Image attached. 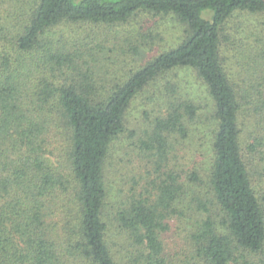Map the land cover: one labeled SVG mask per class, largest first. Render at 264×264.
<instances>
[{
    "label": "trees",
    "instance_id": "obj_1",
    "mask_svg": "<svg viewBox=\"0 0 264 264\" xmlns=\"http://www.w3.org/2000/svg\"><path fill=\"white\" fill-rule=\"evenodd\" d=\"M138 99L140 174L118 199ZM0 264H264V0H0Z\"/></svg>",
    "mask_w": 264,
    "mask_h": 264
},
{
    "label": "rangeland",
    "instance_id": "obj_2",
    "mask_svg": "<svg viewBox=\"0 0 264 264\" xmlns=\"http://www.w3.org/2000/svg\"><path fill=\"white\" fill-rule=\"evenodd\" d=\"M162 29L157 30V33L162 34V38L166 41H170L171 39L175 38L177 35H179L180 30L178 29L177 24H174L172 21H169L168 27L167 23H164ZM128 30H123L122 32L125 34ZM129 34V33H128ZM79 35H83V32H79ZM130 35V34H129ZM132 38H136L132 37ZM118 43V45L115 48H112L113 51H108L110 57L115 62L108 61L107 63L112 68H116L117 70L120 69L121 64L120 62L121 58H123V53L121 46H124L122 43H120V39L118 37L117 40H114ZM137 41L140 40H134L133 44L138 43ZM149 43L152 41L148 40ZM148 41H146L148 43ZM121 46H120V44ZM120 46V47H119ZM168 47V46H166ZM161 51L160 46L157 47V52ZM123 61V60H122ZM172 80L175 81L177 86V91L181 95V87L183 90V93L185 95H188L191 100L195 101L197 105L200 107H203L205 113H211L212 111V103L209 99V96L206 92V89L203 85H201L200 81L192 74L187 73H181L178 72L177 75H173L171 77ZM155 91V90H154ZM157 91V90H156ZM155 91V92H156ZM158 92V91H157ZM146 101L138 99L131 107L128 113V123H127V132L126 134L120 139L117 146L115 147V153L113 157L110 159V169L108 173V180L112 183H114L115 192L114 196L118 199H121V197L124 194H128L130 186H132V182L134 179H139L140 171L138 170L141 162L132 161V157H127L124 155L126 151L130 152L133 151V146H131L133 143H136L138 139L142 135V128H144L145 124V116H144V110L146 109L145 104ZM134 133H137V135H134ZM202 141V142H201ZM198 140L196 143L199 144L201 149H204L206 153L209 151L210 148V134H208L207 138H204V140ZM191 144H188L187 153L189 154ZM193 147V146H192ZM203 147V148H202ZM192 151H194V147L192 148ZM122 158V160H121ZM181 164V159H179ZM201 161V160H200ZM138 169H137V168ZM118 185V186H117ZM184 235V234H183ZM181 232V225H179V222H175L174 227H172V230L170 231L169 236V250L177 249L178 254L176 257L181 258V239L184 237ZM184 243V242H183Z\"/></svg>",
    "mask_w": 264,
    "mask_h": 264
}]
</instances>
